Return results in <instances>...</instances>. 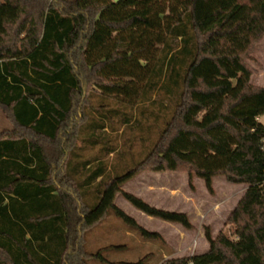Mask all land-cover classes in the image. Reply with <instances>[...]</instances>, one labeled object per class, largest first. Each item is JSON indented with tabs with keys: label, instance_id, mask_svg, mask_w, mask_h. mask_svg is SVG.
<instances>
[{
	"label": "trees",
	"instance_id": "obj_1",
	"mask_svg": "<svg viewBox=\"0 0 264 264\" xmlns=\"http://www.w3.org/2000/svg\"><path fill=\"white\" fill-rule=\"evenodd\" d=\"M263 36L264 0H0V109L19 131L0 134V264H114L86 248L110 213L161 238L116 205L118 193L192 229L186 213L123 191L144 170H185L209 190L218 174L248 185L231 235L206 228L208 250L167 264H264V88L246 63ZM168 69L176 107L144 156L113 171L104 155L85 157L100 140L115 150L103 140L120 114L92 98L136 106Z\"/></svg>",
	"mask_w": 264,
	"mask_h": 264
},
{
	"label": "rangeland",
	"instance_id": "obj_2",
	"mask_svg": "<svg viewBox=\"0 0 264 264\" xmlns=\"http://www.w3.org/2000/svg\"><path fill=\"white\" fill-rule=\"evenodd\" d=\"M178 51L181 47L177 39L171 42ZM170 48H166L165 52ZM164 52V53H165ZM163 53V54H164ZM251 70V85L264 88V36L246 57ZM182 66V65H180ZM149 94L147 101L136 106H125L117 99L102 100L99 95L92 98L95 108L104 105L103 110L116 114L106 121L105 142L114 147V151L105 155L103 142L83 151L85 157L104 155L109 170L115 167L134 166L151 148L164 128L166 121L176 107L177 96L174 77L168 78ZM165 76V75H164ZM93 108L92 116H100ZM262 120H264L262 118ZM19 132L12 121L0 109V134ZM244 183H232L225 175L213 178L212 190H209L202 178L185 170L175 172H155L144 170L123 185L125 192L132 193L157 208L184 212L188 215L193 228L186 229L179 223L168 222L149 216L135 208L122 193H118L115 203L131 216L138 225L151 232L160 234L159 239L143 237L138 230L124 223L114 213H110L97 226L86 234L88 251L103 249V254L114 264L144 260L146 264H167L170 259L205 252L209 244L205 230L209 228L215 237L220 232L231 235L228 218L247 190ZM90 264H109L92 260Z\"/></svg>",
	"mask_w": 264,
	"mask_h": 264
},
{
	"label": "water",
	"instance_id": "obj_3",
	"mask_svg": "<svg viewBox=\"0 0 264 264\" xmlns=\"http://www.w3.org/2000/svg\"><path fill=\"white\" fill-rule=\"evenodd\" d=\"M115 1H119V0H115Z\"/></svg>",
	"mask_w": 264,
	"mask_h": 264
}]
</instances>
